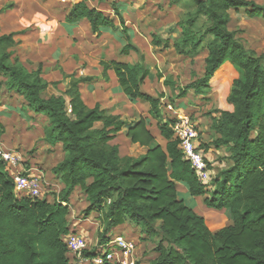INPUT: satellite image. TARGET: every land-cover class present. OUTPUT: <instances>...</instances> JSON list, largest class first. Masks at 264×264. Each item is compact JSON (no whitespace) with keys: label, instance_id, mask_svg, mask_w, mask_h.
Masks as SVG:
<instances>
[{"label":"trees","instance_id":"trees-1","mask_svg":"<svg viewBox=\"0 0 264 264\" xmlns=\"http://www.w3.org/2000/svg\"><path fill=\"white\" fill-rule=\"evenodd\" d=\"M188 1L194 11L184 20L173 50L179 56L199 50L206 55L201 77L177 89L179 99L188 91L204 97L216 76L228 68L234 74L225 97L231 110H218L211 117V129L217 135L214 145L227 153V166L206 184L183 160L171 129L173 119L160 112L162 94L153 98L142 92L148 75L143 66L103 58L99 62L104 75L108 70L114 72L130 103L148 105V115L166 142L164 148L155 144L148 120L140 118L127 127L125 137L147 151L137 158H120L110 142L124 123L98 105L88 108L81 99L80 85L91 79L72 80L60 95L47 96L48 87L57 83L43 80L41 66L28 72L19 63L13 51L17 33L0 35V76L6 92L20 96L34 115L47 119L45 141L59 145L64 154L51 169L63 185L51 202L17 197L0 164V264H73L65 238L71 232L68 203L76 189L85 196L84 215L98 214L101 219V245L112 239L107 237L112 230L125 223L141 227L145 235L153 233L157 224L169 247L159 244L150 264H264V66L261 57L249 54L227 29L230 11L244 9L247 17L254 18L263 13L264 6L246 0ZM87 2L73 4L64 21L86 20L96 38L104 31L120 29L126 43L119 55L134 50L123 10L113 5L114 15L109 17ZM7 8L0 9V14ZM200 18H205L201 33L195 30ZM164 85L169 86V81L165 79ZM176 184L184 186L190 197H203L206 208L226 212L230 223L210 231L203 217L178 198ZM100 253L82 252L86 258Z\"/></svg>","mask_w":264,"mask_h":264},{"label":"crops","instance_id":"crops-1","mask_svg":"<svg viewBox=\"0 0 264 264\" xmlns=\"http://www.w3.org/2000/svg\"><path fill=\"white\" fill-rule=\"evenodd\" d=\"M47 1L49 0H0V9L10 6L0 14V35H8L11 33L18 34L14 37L16 45L13 51L16 52L14 56L19 63L28 72L34 71L38 66H41V76L43 80L48 83H57L56 87H48L46 90V93H48L49 96L60 95L70 87L72 80L90 78L91 81L80 85V95L83 103L88 108H93L95 105H98L101 110L106 111L112 116H117L119 120L124 123L122 130L116 134L110 142L111 145L117 147L120 158H137L145 154L147 151V148L131 144L125 137L127 127L133 122H137L140 118L148 120V129L154 137V143L164 148L166 142L160 137L156 128V122L148 115V105L146 106L140 101H137L134 104L130 103L120 90L114 72L108 70L104 75L102 68L99 65L101 58H103L104 61L113 59L117 62L129 65H141L148 71V75L141 87L142 92L144 93L145 88H147L150 93L149 95L153 98H157L158 94H166L169 90L168 86L164 85V80L166 78L161 72V78L158 79L157 76V70L160 69L163 62L162 53L159 49L152 47L150 44L151 37L149 33L145 34L144 30L141 29L140 31L135 25H128L127 20H125L127 14V9L125 8L122 17L125 21V26L128 27L127 34L130 37V43L134 50L130 51L126 56H120V49L125 44L126 40L119 30L115 32L104 31L99 38H96L91 34L89 24L86 20H82L77 24H71L74 26L68 30V24L64 21L67 11L61 18L56 19L48 8L43 7V3ZM78 1L79 0H75L73 4ZM96 9L109 17H113L114 15L112 10L110 11L105 8ZM40 18H45V20L40 21ZM139 31L140 33L142 32L143 35H141V33L136 36V32ZM175 71L176 70L171 69L170 74L168 73V75L173 76ZM174 77V81H176V76ZM219 77H221V74L216 76L212 81L215 82L216 78L218 81ZM213 87L214 85L212 83L211 92L213 91ZM211 92L208 97H204L210 99L213 96V94L211 95ZM3 97L6 98L0 100V103L5 101L1 108L5 109L6 112L0 113L8 115L14 114V118L18 117V119H21V121L18 120L19 124H21L22 121H31L33 117L36 119L40 117L44 118L43 116L34 115L24 104L23 99L20 96L14 93L8 94V92L5 91ZM204 97L197 96L196 98L197 100H200ZM183 100L184 98L181 101L183 102ZM205 104H210L211 106L212 101L210 100ZM222 108L227 111L231 110L226 103H224ZM192 109L194 111L198 110L197 108ZM44 119L48 124L47 119ZM197 120L196 123L198 125L199 119ZM5 126V123L0 118V132H3L4 130L6 133ZM5 133L0 134V143L6 139L7 134ZM57 146L58 145L54 147L48 146L49 148H40L35 154L40 162H32L31 160L28 164L29 167H26L30 168L34 173H40L44 176V179L41 182L42 191L45 189L53 191V189H55L56 195L63 188V185L57 177L51 174V169L64 157L60 146L58 150ZM42 149L48 151L49 154L47 157H44ZM210 151L211 150H208L206 152L205 157L212 162L213 160L209 156ZM53 155H57L58 161L54 163V165H51V162L53 161L51 158ZM35 164L39 166L36 167ZM218 164V162H212V164L209 165L211 168L208 169L209 176L215 175L213 172ZM225 165L227 166L226 160L220 165V167L225 168ZM46 170L51 174V178L48 177V172H46ZM176 192L178 198L182 199L186 206H188L187 204L190 206L193 204V207H188H190L197 215H200L201 217L203 216L206 224L207 218L220 213V211L211 212L206 210L204 208L203 197H190L187 190L181 184H176ZM75 195L76 192L74 191L68 204L73 203ZM54 196H46V200L51 202ZM87 221L88 219H85L84 221H77L73 225L70 224L69 228L71 232L67 238H70L75 234L73 237L78 238L82 242L84 240V235L87 236V232L83 227V223H86ZM128 225L131 224L125 223L115 228L107 235V237H121L120 234L123 233V229ZM136 228L139 227L136 226ZM208 229L212 232L219 230ZM134 241L136 242L137 238ZM82 244L84 243L82 242ZM83 246L88 249L86 244ZM153 255L151 257H141L139 260L142 264H150L157 257L156 253ZM71 256V254H68L70 261ZM93 258L95 257H89L88 259L91 260ZM148 259L151 260L150 263H147Z\"/></svg>","mask_w":264,"mask_h":264},{"label":"rangeland","instance_id":"rangeland-1","mask_svg":"<svg viewBox=\"0 0 264 264\" xmlns=\"http://www.w3.org/2000/svg\"><path fill=\"white\" fill-rule=\"evenodd\" d=\"M74 1L75 0H49L43 3V7L48 8L52 15H54L57 19L61 18L66 11L68 13ZM175 1L176 0H105V3L101 4L96 0H88L87 4L89 7L105 8L110 11L113 9V5H115L120 11L121 9L124 11L126 8L127 14L125 16V20H127L128 25H135L140 31L141 29L144 30L145 34L149 33L151 37V45L152 41L157 42L156 46L152 45V47L159 49L163 57L162 65L160 69L157 70V76H162V74H164L166 80L169 81V90L166 94H162L163 100L160 99L161 115L168 119H171L172 116L177 117L178 115L187 116L189 118L191 123L196 127L198 135L197 145L199 150L204 155L207 165L209 166L212 162L219 163L216 165L217 168H215L213 172L216 174L218 170L222 169L220 165H222L226 160L227 153L223 147L215 148L214 141L216 140L217 135L211 129V117L216 116V111L224 109L222 107L224 106V103H226L225 97L229 89V80L234 76V74L228 68L224 70L221 77L218 78V81L216 78L215 82H211V84L213 83L214 85L212 91L214 93L210 91L211 95L213 94L210 99L205 97L197 100V96H195L191 91L187 92L188 95L185 96L183 102L181 101L183 98L179 99L177 89L183 88L189 82L201 77L203 73V59L206 54L204 51L199 50L198 52L188 56H179L173 50V44L181 37V26L184 23V20L187 19V15L189 13L194 11L192 4L188 0H182L179 2ZM246 1L253 2L255 5L260 7L264 6V0ZM229 16L230 20L227 25V29L234 33L235 38L239 40L249 54L254 55L255 57H261L262 65L264 66V11L261 15H257L254 18L247 17L244 9H241L238 12L230 11ZM43 20H45V18H40V21ZM73 26L74 25L68 24L67 29L69 30L73 28ZM204 26L205 18H200L195 25V30L200 31L201 33L204 30ZM127 28L128 27H126V29ZM140 31L136 32V36L142 33H140ZM119 32L121 33L120 29ZM141 35H143V33ZM15 54L16 52L14 51V55ZM171 69L176 70L173 76L168 75V73L170 74ZM174 76H176V81H174ZM4 82L5 80L0 76V100L6 98L3 97L6 91ZM174 84L175 86H172ZM210 92L206 95L207 97L210 95ZM144 93L147 95L150 94L147 88H145ZM8 94L10 93L8 92ZM46 94L49 96L48 93ZM158 96L160 95L158 94ZM210 100L212 101L211 106L210 104H205ZM4 102L5 101H2L0 103V112H6L5 109L1 108ZM140 102L147 106L146 103L142 101ZM167 104H170L174 108L175 115H171V112L167 113V109H165ZM192 108H197L198 110L194 111ZM14 116V114L8 115L0 113V118L6 125V133L3 130L0 134H7L6 139L0 143V147L6 150H17L24 153L27 158V162H25L23 166L24 168L29 167L28 164L31 160L32 162H40L37 155H35L40 148H47L48 146L54 147L45 141V131L48 128V124L42 117L37 119L33 117L31 121H22V123L19 124L18 120L21 121V119H18V117L14 118ZM197 119H199L198 125L196 123ZM58 148L59 145L57 146V150ZM208 150H211L209 156L212 158V162L205 157ZM42 151L44 157H47L49 154L48 151L46 149H42ZM51 159H53L51 165H54V163L58 161L57 155H53ZM35 166L37 167L39 165L35 164ZM46 172H48V170H46ZM211 176H209V179ZM48 177L51 178V174H49V172ZM55 191V189H53V191L45 189L42 191L41 198L43 199L46 198V196H54L56 195ZM75 192L76 195L73 203L69 204L68 220L70 224L73 225L77 221H84L85 219H88L86 223H83L87 236L84 235V240L82 241L88 246V249L83 246V249L79 250L78 255H74L70 251H68V254L72 255L71 262L73 264H80V262L86 259L88 262L84 264H92L91 260L84 257L82 252L84 250L85 252H93L94 254L100 252L98 246L101 245L100 239L103 235V226L98 214H91L88 217L84 215L83 211L87 207L85 196L78 189H76ZM187 205L190 206L189 204ZM190 207H193V204ZM204 208L208 211L216 212L215 210L208 209L206 207ZM223 212L224 211H220L217 215L207 218V227L209 226L208 228L211 230H218L227 226L230 223L228 220V214ZM153 228L154 232L150 235H145L144 231L141 232V227L136 228L135 225H128L123 229V233L121 232L122 234L120 235L122 239L133 244L134 252L132 255H128L127 257L121 255V264H129L132 262L134 264H142L139 259H141V257H151L156 253L155 249L159 244L165 248L169 247L165 237L159 233V226L155 224L153 225ZM74 235L75 234H73V236ZM121 237L117 236L116 238ZM136 238L137 241L135 242L134 240ZM66 240H68V238H66ZM150 261L151 260L148 259L147 263H150ZM113 264L117 263L114 261Z\"/></svg>","mask_w":264,"mask_h":264},{"label":"built area","instance_id":"built-area-1","mask_svg":"<svg viewBox=\"0 0 264 264\" xmlns=\"http://www.w3.org/2000/svg\"><path fill=\"white\" fill-rule=\"evenodd\" d=\"M165 109H167V113L171 112V115H175L174 108L170 104H167ZM171 119H173L171 128L173 137L178 142V149L183 155V160L191 166L200 182L206 184L209 179L208 167L204 155L197 145L196 127L187 116H172ZM26 159L24 153L0 147V164L4 172L11 178L16 196L41 199V182L44 176L34 173L30 168H24L23 164L27 162ZM66 244L68 251L74 255H78L79 250L83 249L82 242L73 236L66 240ZM99 249L101 253L91 259L92 264H102L103 261L110 264L115 261L117 264H121V255L127 257L134 252L133 244L122 238H112L106 244L99 246ZM83 261L80 264L88 262L87 260Z\"/></svg>","mask_w":264,"mask_h":264}]
</instances>
